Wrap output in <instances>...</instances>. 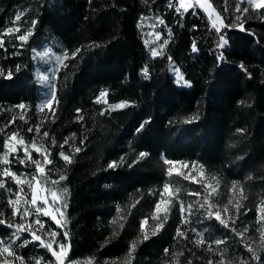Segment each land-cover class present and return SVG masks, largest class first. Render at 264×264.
<instances>
[{"label": "trees", "instance_id": "trees-1", "mask_svg": "<svg viewBox=\"0 0 264 264\" xmlns=\"http://www.w3.org/2000/svg\"><path fill=\"white\" fill-rule=\"evenodd\" d=\"M209 1L224 20L221 33L227 43L219 49V34L197 6L181 16L168 7V0H0V68L5 71L0 76V155L6 139L9 143L23 140L32 159L47 155L51 161L42 164L45 172L38 174L31 161L19 163L17 157L25 156L19 144L7 157L8 166L18 175H35L37 180L47 176L41 185L49 189L55 184L67 203L64 228L41 217L46 229H57L61 236L68 231L67 263L241 264V258L248 260L251 255L244 243L260 249L264 239V19L260 15L264 6L252 9L243 1ZM244 7L249 11L241 15ZM31 19L37 20L33 33L19 41L16 37L27 31ZM237 23L243 28L227 27ZM14 24L18 30L5 32ZM150 28L161 36L145 44ZM165 39L164 54L152 56L150 47ZM44 42L68 52L52 78L56 99L49 110L39 109L43 95L33 51ZM77 47L81 51L72 57ZM171 62L191 81L189 86L174 83L168 70ZM145 65L148 72L142 74ZM8 70L13 72L10 78ZM101 90L105 103L95 99ZM119 101L129 103L109 107ZM21 102L24 108L18 107ZM194 115L199 119L191 120ZM146 117L152 118L146 131L137 133L136 127ZM61 151L70 162L59 155ZM168 160L184 168L168 173ZM112 161L116 164L109 167ZM3 167L0 162V171ZM203 177L219 186L216 197L208 195ZM0 179L6 183L0 188V220L5 221L0 224V238L6 239L13 231L9 224L20 222L31 190L7 176ZM164 183L169 184L171 195L164 211L154 217ZM7 188H13V193ZM64 188L66 193L61 191ZM17 191L18 211L13 215L9 198L15 199ZM209 204L243 236L214 216L202 215ZM22 234L30 242L16 248L18 255L26 262L43 257L56 264L40 241ZM201 237L204 243L197 244ZM217 239L223 243L215 244ZM133 243L136 247L130 253ZM259 255L264 261V249Z\"/></svg>", "mask_w": 264, "mask_h": 264}, {"label": "snow or ice", "instance_id": "snow-or-ice-1", "mask_svg": "<svg viewBox=\"0 0 264 264\" xmlns=\"http://www.w3.org/2000/svg\"><path fill=\"white\" fill-rule=\"evenodd\" d=\"M247 3L251 6L252 9H261L262 6H264V0H247ZM200 4L201 7H205V5L201 4V0H168V7L169 8H174L176 13H179L181 16L184 14V12H186L189 8H193L195 7V5ZM239 7V5H238ZM207 10V8H206ZM27 11V10H26ZM249 11L248 7H244L243 8V12L241 13V15L243 13H247ZM20 15L21 14H17V16L15 17V19L17 21L20 20ZM157 20H160L161 23H163V20H161V18L159 16L156 17ZM209 19H211V17H209ZM237 20L240 19V16L238 15L236 17ZM260 19H264V15H260ZM37 23L36 19H31L30 21V26L27 28V31H25L23 34H20L16 37V39H18L19 41H26L27 38L33 33L35 25ZM221 24L222 21H220L219 16H217V18L215 20H212V26L215 28V31L219 34L218 35V42L216 44V48L219 49L221 47H223V45H225L227 43V40L225 39V36L221 33ZM233 26L236 27H240L243 28L242 24H228L227 27L231 28ZM193 28H196L197 25L193 24L192 25ZM15 30H18V25H13L12 27H8L5 29V32H13ZM171 29H169V39H171ZM161 36V33L159 31L155 32V38H159ZM148 41H145V44H148ZM168 44V39H165L163 41V43H159L157 44V46L155 47H150V52L152 54V56H157L159 55H163L165 50V45ZM0 45H2V40H0ZM21 47L23 45H20ZM96 45L93 44V47H95ZM158 49H160L161 51L158 52ZM33 51H35V49H33ZM81 51L80 47H77L75 50L71 51L70 55L72 57H75L77 55V53H79ZM192 51H198V48L196 47V41L193 40L192 42ZM68 52L67 50H65V58H67ZM223 56V53H221L220 56H217V60H221ZM169 60L172 59L171 56L168 57ZM57 61L59 64H63V59H61L60 57H57ZM241 67H243V65H241ZM19 70V66H17V71ZM176 73V83L180 84L181 82L184 85H189L191 84V81L188 79H185L181 73L180 70L178 68H174L173 69ZM141 72L142 74H147L148 72V67L145 65L144 67L141 68ZM5 75V71L3 68H0V76ZM13 72L11 70L7 71V77H12ZM249 75H251V73H249ZM105 95V91L101 90L99 93V96L95 97L96 100H99L100 97H103ZM56 99V94H55V85H52V93H51V98L46 99L45 103L49 106H51L54 102V100ZM129 103L128 101H122L119 104H115V105H110V107H115V108H119V107H123L125 104ZM18 107L20 108H24L25 104L24 102H21ZM77 111L79 112L80 109H77ZM151 117H146L145 120L141 121L138 126L136 127L135 131L137 133H140L142 130L146 131V125L151 121ZM199 116L198 115H194L191 117V120H198ZM237 131H243V129H237ZM45 135H47V133H45ZM12 136L15 137L16 133H12ZM53 143H55V141H53ZM65 143H67V141H65ZM17 144H19L20 146L23 147V150L25 152V156L24 157H17L19 163L24 164L26 161H31L32 164L35 165V172L38 174H42L45 172V168L42 167V164L44 163H51L50 160H48L47 155H45L43 157V159H32L31 155L28 152V147L27 145L24 144L23 140L17 141L16 143H9V141L6 139L4 141V148L5 151L3 152L2 155H0V162L3 163L4 167L2 169V171H0V176H7L9 177L11 180L15 181L16 185L22 188L23 184H27L28 188L31 190V199L24 200V205L25 207L23 208V210L20 212V222L19 223H11L9 224V227L13 229L11 235L9 237L5 238H0V256H4L5 258L0 260V264H11V262L9 261L8 257H11L15 260L19 261V264H32V259H34L36 261V264H53L52 261L50 260H44L43 257H34V258H30L29 261H25V258L23 255H18L16 252V248L17 247H24L26 245L29 244V239L25 238V236L22 233H26V234H30V238L31 240H35V241H40L42 246L44 248H46L47 250L52 252V255L55 256L56 261L59 262V264H64L63 261V256L66 255L67 250H68V244L66 243V238L69 236L68 231L65 229L63 232V236L60 235V232L57 229H46L44 227L45 221L41 218L42 216L44 217H49L51 219V221H55L57 225L60 226V228H64V225L67 223V221L65 220L64 223L62 224L60 220L57 219V215H63V211L61 210H66L68 205L66 202L63 201V197L61 195H58L57 190H56V185L53 184V186L49 189H47V192L51 194V201L48 200L47 194H41L44 193V189L40 190V193H38L37 191V186L39 185V183L41 182H45L48 180V177L45 176L43 177L42 180H37V177L35 175L31 176V178H29V176H26L25 174L21 173V174H17V172L11 170V168L8 166L10 161L7 159V157L9 156V152H15L17 150ZM34 146V145H33ZM36 151L39 153L41 151V149L39 147L36 148ZM77 151H79V149H77ZM145 153L141 152L140 155H144ZM60 156L63 157V159L65 161H69L70 162V157L65 154L63 151H61L59 153ZM137 159H139V156L137 157ZM133 163H135V161H133ZM168 164H176L177 161L174 160H168L167 161ZM195 163V162H193ZM116 164V161H112L109 164V167H113ZM173 171L172 168L168 169V173H171ZM183 175V173H182ZM61 180L64 179L63 176L60 177ZM192 179H195V177L193 176ZM34 181H36V185H34ZM235 184V181L233 182ZM6 187V183L4 179H0V188H5ZM169 189V184L168 183H164L163 185V190L165 192H167ZM7 191L9 193H13V188H7ZM62 192H67V188H64L61 190ZM179 189H176V192H179ZM194 195L196 196H200L201 194L199 192L194 193ZM16 198H9V203L12 205V211H13V215H15L18 211V200L20 197V192L17 191L15 193ZM177 199H179V197H177ZM205 200H207V196L204 197ZM39 201H43L42 204H38L37 202ZM31 204L34 207V209H30L28 207V205ZM49 204H51V210L49 209ZM192 203H189L187 205V209L189 212H191L192 210ZM200 207L203 209L204 205L201 204ZM241 205L237 204L236 207V211L239 212ZM156 211L160 210V202H157L155 205ZM228 209L225 208L224 211H227ZM245 212L248 211V209L245 207L243 209ZM261 210H264V206H262ZM180 212H181V223L183 224L185 222V205L184 202L181 201L180 202ZM202 215L211 218V217H215L216 220H218L221 224H223L225 226V228H231L232 232L236 233L237 236H243V232H237L236 228L233 227L230 223H228V221L224 220L221 218V214L219 211H216L213 209L212 205L209 204L207 209L202 213ZM34 217V219L32 221H29L28 217ZM166 218V217H165ZM146 219V218H145ZM261 220H264V216H261ZM5 221L4 220H0V224H4ZM141 227L143 228V221L141 222ZM160 227V224H157V228ZM37 229H39L41 234H37ZM177 231L181 234L184 235V232L181 231V229L178 227ZM193 231H196V229H193ZM245 232L247 231V229L244 230ZM47 233V240L42 239V235L44 233ZM262 237H264V233H261ZM145 239H147V236L144 237ZM228 236L227 234L224 235L223 240H227ZM223 240L221 239H217L214 241L215 244L217 245H221L223 243ZM48 241H52V242H48ZM53 242L59 245L60 251H56L53 248ZM197 244H202L204 243V238L201 237V239L196 240ZM241 243H244L243 240H241ZM210 246V244H209ZM136 247L135 243H133L132 247L129 249V252L131 253L132 250ZM244 247L248 249V252L251 254L248 258V260H244L243 258H241V264H250L251 261H255V264H264V261H262L261 256L259 255V251L261 249H264V239L261 240L260 242V249H256L253 248L250 244L244 243ZM169 250L167 248H165V252H168ZM68 264H73V262L69 261ZM209 264H211V261L209 262ZM227 264H231V262H227Z\"/></svg>", "mask_w": 264, "mask_h": 264}, {"label": "rangeland", "instance_id": "rangeland-1", "mask_svg": "<svg viewBox=\"0 0 264 264\" xmlns=\"http://www.w3.org/2000/svg\"><path fill=\"white\" fill-rule=\"evenodd\" d=\"M237 1H239V2L243 1V2L247 3V0H237ZM201 4L205 5V7H201L200 4H197L195 6H197L198 8H200L203 11V13L205 14L206 18L208 19L210 25L212 26V20H215L217 18V16H219L220 21H222V24H221V28H222L224 26V20H223L222 16L213 7L211 2L209 0H201ZM206 8H207V10H206ZM209 17H211V19H209ZM146 23H151V22L149 21V22H146ZM148 35H149L148 37L150 39V40H148V42L157 39V38H155V34H152L151 28L148 30ZM57 57H60L61 59H63V62H64V60H65L64 52L62 50H60L59 48H57V46L54 45L53 43L44 42V43H42L40 49L35 50V58H36L35 74H36V77L38 79L39 84L41 85L42 95H43L42 101L39 104V109L40 110H49L52 107V105L51 106L47 105L45 103V101H46V99L51 98L52 78H53L54 74L56 73V71L62 65V64L58 63ZM174 68H177V66L173 62L169 63L168 70H169L170 75L173 77L174 83L176 85H178V86H189V85H184L182 82L180 84L176 83L177 77H176L175 71L173 70ZM181 75L183 76L182 73H181ZM99 101L105 103L104 96L100 97ZM121 102L122 101H119L117 103L110 104V105L119 104ZM110 105H109V107H110ZM110 108H115V107H110ZM169 165H170L169 168H172L173 171H177V172H180L182 170V168H184V165H182L180 163L169 164ZM203 180H205V182H206V188H207L208 195L211 198L216 197L218 195V193H219L218 192L219 191V186L217 184H215L216 183L215 180H213V179H204V177H203ZM34 185H36V181L34 182ZM41 189H44V193H41V194H45L46 193L47 197H48V200L51 201V194L47 192V189L45 187H43L41 185V183H39V185L37 186L38 193H40ZM170 195H171V189L170 188L168 189L167 192H165L163 190V188L159 191V195H158L159 198H158L157 202H160V210L156 211V208L154 209V213H153L154 217H157L160 213H162L164 211L165 206L167 204L168 197ZM37 203L38 204H42L43 201H39L38 200ZM30 207H31V209H34L35 206L30 204ZM49 209L51 210V204H49ZM61 211H63V210H61ZM57 219L60 220L61 223H62L63 222V215H57ZM142 221H143V228H145L146 221L145 220H142ZM53 222L56 224L55 221H53ZM57 226H59V225H57ZM262 233H264V231ZM43 239H45V238H43ZM45 240H47V238ZM48 242H52V241H48ZM53 248L56 251H60L59 245L54 243V242H53ZM49 252L52 255V252L51 251H49ZM66 255H67V253H66ZM66 255L63 256L64 264H68L66 262ZM53 258H54L56 264H59V262L56 261L55 256H53Z\"/></svg>", "mask_w": 264, "mask_h": 264}]
</instances>
